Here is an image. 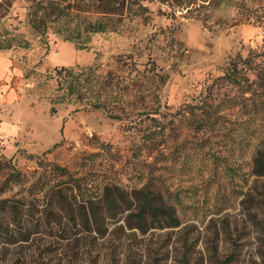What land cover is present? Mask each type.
Masks as SVG:
<instances>
[{
	"label": "rangeland",
	"instance_id": "1",
	"mask_svg": "<svg viewBox=\"0 0 264 264\" xmlns=\"http://www.w3.org/2000/svg\"><path fill=\"white\" fill-rule=\"evenodd\" d=\"M130 1L147 11L92 35L83 50L52 34L42 40L28 33L27 3L12 1L5 27L30 47L0 51V161L30 181L55 165L129 192L160 178L182 199L180 226L138 223L136 211H126L116 223L107 219L95 240L64 243L43 232L0 245V264H264V179L254 184L252 204L243 205L246 185L241 178L229 185L215 163L241 160V177L252 185L249 162L260 135L250 131L258 124L247 121V82L232 85L224 77L238 55H264V0H219L194 12L205 21L180 10L172 16L158 0ZM94 64L102 75H120V87L101 99L125 110L124 120L57 91L54 69ZM256 91L251 98L258 103ZM200 121L206 125L197 131ZM10 173H0V198L28 189L7 190Z\"/></svg>",
	"mask_w": 264,
	"mask_h": 264
},
{
	"label": "trees",
	"instance_id": "2",
	"mask_svg": "<svg viewBox=\"0 0 264 264\" xmlns=\"http://www.w3.org/2000/svg\"><path fill=\"white\" fill-rule=\"evenodd\" d=\"M12 1L0 0V51L30 47L27 37L21 33H15V28L9 30L5 27ZM158 1L169 6L172 16L174 11L180 10L192 16L190 18L205 21L194 12L203 8H212L218 4L219 0ZM25 2L27 7L24 26L28 33L42 40H45L48 34H52L61 41L72 43L78 50L87 47L92 35L111 31L115 23L121 22L126 17L143 15L147 11V7L142 5H137L134 9V3L130 0H25ZM263 56L248 53L243 58L238 55V63L233 62L234 65L224 77L232 85L238 86L240 78H244L247 82L243 92L245 95L250 94L249 99H251L247 121L258 124L259 128L252 126L253 129L251 128L250 131L254 136L260 135L256 143L252 145L249 162V177L254 178L252 185L241 177L239 172L241 160H227L219 157L215 159V163L219 165L221 163L224 166L229 185H233L238 178H241L238 180L246 185L245 190L239 192L242 195L240 203L243 205L252 204L253 191L257 190L254 184L257 180L264 179ZM257 59L260 61L258 62ZM239 63H241L240 67ZM99 70V64L83 68L54 69L57 91L62 92L67 100L76 96L75 101L78 103H84L87 99L89 100L87 104L94 108L109 112L110 116L116 120H124L127 116L125 110L119 111L114 104L110 106L101 99L106 90L111 91L120 87V75L116 72H107L102 75ZM249 75H252V80ZM254 85L255 88H253ZM256 90L261 91L258 96L262 95L258 103L251 98L256 94ZM63 98L52 104L62 103ZM54 111L53 107L52 112ZM114 112L116 115L112 114ZM200 122L196 123L197 131L202 130L206 125L205 121ZM150 135L152 139L156 134ZM5 168L11 171L3 183L7 190L11 189V186L23 188L28 186V189L18 196L0 198V245L28 242L33 234L43 232L49 237L58 238V242L64 243L85 238L95 240V235L104 236L106 232L104 222L107 219L114 220L116 223L119 221L118 215L134 210L138 223H144L150 218L155 227L177 228L180 226L176 212L182 207V199L178 192L168 189L160 178L150 176L141 188L129 192L115 184H98L96 180L89 179L87 176L75 178L67 169L55 165L32 181H30L32 178L28 179L15 171L9 162L0 161V173ZM220 212L221 210H218L216 213ZM247 212L250 213V209H247ZM118 228L121 229V226ZM131 228L133 227L128 225V229Z\"/></svg>",
	"mask_w": 264,
	"mask_h": 264
}]
</instances>
